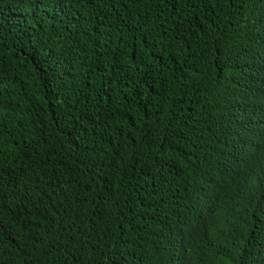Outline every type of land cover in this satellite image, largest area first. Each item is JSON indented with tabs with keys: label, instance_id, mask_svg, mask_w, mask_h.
Listing matches in <instances>:
<instances>
[{
	"label": "trees",
	"instance_id": "16d2710c",
	"mask_svg": "<svg viewBox=\"0 0 264 264\" xmlns=\"http://www.w3.org/2000/svg\"><path fill=\"white\" fill-rule=\"evenodd\" d=\"M0 264H264V0H0Z\"/></svg>",
	"mask_w": 264,
	"mask_h": 264
}]
</instances>
